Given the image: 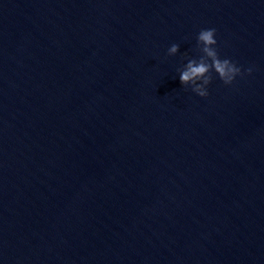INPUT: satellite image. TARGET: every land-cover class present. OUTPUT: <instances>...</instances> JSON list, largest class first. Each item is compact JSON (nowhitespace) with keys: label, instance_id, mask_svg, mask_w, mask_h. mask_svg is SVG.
Returning <instances> with one entry per match:
<instances>
[{"label":"water","instance_id":"1","mask_svg":"<svg viewBox=\"0 0 264 264\" xmlns=\"http://www.w3.org/2000/svg\"><path fill=\"white\" fill-rule=\"evenodd\" d=\"M0 264H264V0H0Z\"/></svg>","mask_w":264,"mask_h":264},{"label":"clouds","instance_id":"2","mask_svg":"<svg viewBox=\"0 0 264 264\" xmlns=\"http://www.w3.org/2000/svg\"><path fill=\"white\" fill-rule=\"evenodd\" d=\"M216 29H202L197 36V48L202 53L199 59H189L187 64L179 69V79L182 86H190L191 91L202 98L209 95L207 86L211 83L215 72L225 85H232L237 76L251 75L253 68L242 72L241 68L229 59H221L215 39ZM179 51V45L173 44L168 49L172 56Z\"/></svg>","mask_w":264,"mask_h":264}]
</instances>
